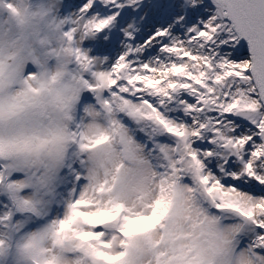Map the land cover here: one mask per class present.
Returning <instances> with one entry per match:
<instances>
[{"label": "snow or ice", "instance_id": "obj_1", "mask_svg": "<svg viewBox=\"0 0 264 264\" xmlns=\"http://www.w3.org/2000/svg\"><path fill=\"white\" fill-rule=\"evenodd\" d=\"M0 264H264V0H0Z\"/></svg>", "mask_w": 264, "mask_h": 264}]
</instances>
